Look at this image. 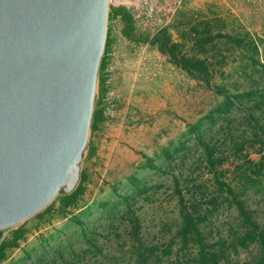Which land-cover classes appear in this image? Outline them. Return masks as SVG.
<instances>
[{"label": "rangeland", "instance_id": "rangeland-1", "mask_svg": "<svg viewBox=\"0 0 264 264\" xmlns=\"http://www.w3.org/2000/svg\"><path fill=\"white\" fill-rule=\"evenodd\" d=\"M113 7L125 8L109 7L93 108L101 118L99 127L91 121L81 161L83 190L71 203L57 196L5 231L0 264H138L142 254L145 264H186L197 246L193 240L182 246L176 189L196 210L208 209L200 223L207 244L237 239L238 211L221 195L188 130L198 121L223 159L218 174L264 225V175L255 165L264 160V147L244 113L220 107L221 95L150 42L161 30L180 54L206 60L211 83L249 91L243 102L264 124V0H181L159 5L152 21L126 10L134 39ZM254 43L258 53L250 50ZM227 253L229 262L216 264H257L262 249L249 242Z\"/></svg>", "mask_w": 264, "mask_h": 264}, {"label": "water", "instance_id": "water-1", "mask_svg": "<svg viewBox=\"0 0 264 264\" xmlns=\"http://www.w3.org/2000/svg\"><path fill=\"white\" fill-rule=\"evenodd\" d=\"M110 0H0V241L80 181Z\"/></svg>", "mask_w": 264, "mask_h": 264}, {"label": "trees", "instance_id": "trees-1", "mask_svg": "<svg viewBox=\"0 0 264 264\" xmlns=\"http://www.w3.org/2000/svg\"><path fill=\"white\" fill-rule=\"evenodd\" d=\"M112 15H120L123 22V31L126 36L130 39H134L133 32L130 28L129 14L124 7H113L111 9ZM217 36H225L234 40L230 35L217 33ZM141 39V38H140ZM143 39V38H142ZM145 40V39H143ZM153 45L157 46L159 52L164 54L167 60L176 66L183 69L189 76L200 79L206 88L213 90L218 95H221L222 100L220 107L224 106V110H230L236 108L244 113V117L251 126L252 134L260 141L261 147H264V124L257 120V116L252 110L251 106L243 102V97L248 95L249 91H233L225 87V85L212 84L210 77V69L207 66L206 60L199 59L195 57H188L184 54H180L177 44L170 39V37L164 31H157L151 38L150 41ZM251 52H259L258 46L254 43L250 48ZM257 60L255 59L254 62ZM259 64L264 65V63L259 61ZM103 65L100 61V67ZM219 107V108H220ZM213 114V113H210ZM98 120L101 118L99 114H93L92 120ZM200 121L192 123L189 125L188 130L196 139L197 144L202 149V154L207 166L214 173L215 181L218 185V189L221 191V195L225 200H228L233 204L239 214L241 220V227H243V233L238 236L237 239H233L230 243L226 239H220L215 244H207L205 237L203 236L200 223L203 222L208 216V209L200 208L195 209L192 207L191 203H188L182 192L176 189L178 192V211L180 215V226L178 229V234L181 239L182 246H187L190 240L196 243L197 251L194 253V257L186 261V264H216L219 260H225L229 262L228 253L229 249L237 250L239 247H247L249 242H257L262 253L260 258L257 260L258 263L264 262V225H261L251 214L249 209L246 207L244 200L240 197L236 190V187L231 184V182L223 179L216 170V164L222 162V157H218L215 151V147L207 141L203 132L200 129ZM256 166H261L264 175V160L255 163ZM81 180V178H80ZM178 184L176 185V188ZM83 187L79 181L76 188L68 193L62 194L65 203H71L75 197L80 194ZM205 209V210H204ZM4 245H0V250H2ZM148 250L151 252L152 247ZM148 257L142 254L138 264H145ZM236 264V263H235ZM239 264V263H237Z\"/></svg>", "mask_w": 264, "mask_h": 264}, {"label": "built area", "instance_id": "built-area-1", "mask_svg": "<svg viewBox=\"0 0 264 264\" xmlns=\"http://www.w3.org/2000/svg\"><path fill=\"white\" fill-rule=\"evenodd\" d=\"M181 0H110V4L118 6L124 4L125 9L135 19L152 21L156 19L159 5L177 4Z\"/></svg>", "mask_w": 264, "mask_h": 264}, {"label": "crops", "instance_id": "crops-1", "mask_svg": "<svg viewBox=\"0 0 264 264\" xmlns=\"http://www.w3.org/2000/svg\"><path fill=\"white\" fill-rule=\"evenodd\" d=\"M99 121H100V120H96L94 126L96 125L97 127H99V124H100ZM46 208H47V207H46ZM46 208H45V209H46ZM4 238H5V236L3 235V237H2V239H1V241H0V245H4Z\"/></svg>", "mask_w": 264, "mask_h": 264}]
</instances>
